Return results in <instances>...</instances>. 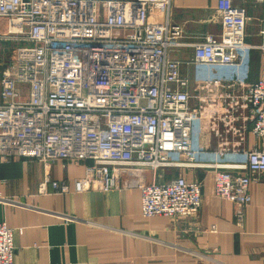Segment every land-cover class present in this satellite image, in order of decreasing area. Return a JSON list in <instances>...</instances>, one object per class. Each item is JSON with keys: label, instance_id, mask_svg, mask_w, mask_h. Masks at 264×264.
<instances>
[{"label": "built area", "instance_id": "2783aa9c", "mask_svg": "<svg viewBox=\"0 0 264 264\" xmlns=\"http://www.w3.org/2000/svg\"><path fill=\"white\" fill-rule=\"evenodd\" d=\"M234 1L216 0L218 35L185 44L172 0H0V42L12 46L0 73V163L88 162L71 188L45 177L38 193H106L124 177L144 219L196 216L203 181L181 171L210 172L241 227L264 173V80H245L252 47ZM184 47L192 78L168 58ZM165 170L178 173L156 181ZM13 251L1 223L0 264Z\"/></svg>", "mask_w": 264, "mask_h": 264}, {"label": "crops", "instance_id": "0c3cea01", "mask_svg": "<svg viewBox=\"0 0 264 264\" xmlns=\"http://www.w3.org/2000/svg\"><path fill=\"white\" fill-rule=\"evenodd\" d=\"M234 4L245 12L244 43L252 47L245 80L251 84L264 80V0ZM216 9V0H172V22L182 29L181 41L192 44L218 35ZM168 58L180 63L183 75L196 74L187 65L190 47L168 51ZM86 164L23 158L0 163V224L12 230V264H264V173L250 184L241 227L235 224L234 206L214 196L212 173L201 170L181 171L203 181L199 212L174 220L144 219L140 193L125 187L124 177L106 193H38L45 177L71 188ZM176 171L159 172L155 179L172 178ZM144 176L153 178L148 171Z\"/></svg>", "mask_w": 264, "mask_h": 264}, {"label": "rangeland", "instance_id": "374dc122", "mask_svg": "<svg viewBox=\"0 0 264 264\" xmlns=\"http://www.w3.org/2000/svg\"><path fill=\"white\" fill-rule=\"evenodd\" d=\"M12 46L8 43L0 42V73L7 62H9V58L12 53ZM172 174V172H170ZM177 173V171L175 172Z\"/></svg>", "mask_w": 264, "mask_h": 264}]
</instances>
